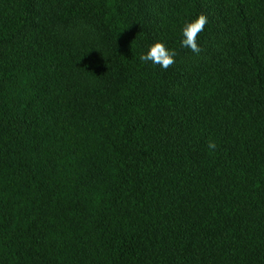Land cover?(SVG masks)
Listing matches in <instances>:
<instances>
[{
	"label": "trees",
	"instance_id": "trees-1",
	"mask_svg": "<svg viewBox=\"0 0 264 264\" xmlns=\"http://www.w3.org/2000/svg\"><path fill=\"white\" fill-rule=\"evenodd\" d=\"M0 264H264V0H0Z\"/></svg>",
	"mask_w": 264,
	"mask_h": 264
},
{
	"label": "clouds",
	"instance_id": "clouds-1",
	"mask_svg": "<svg viewBox=\"0 0 264 264\" xmlns=\"http://www.w3.org/2000/svg\"><path fill=\"white\" fill-rule=\"evenodd\" d=\"M207 23V17L200 14L194 20L185 22L182 28L183 39L180 44L182 47L189 48L193 53H199L200 47L197 44V34L203 31L204 25ZM176 52L174 49L168 48L163 42L157 41L148 46L145 52L139 55V60L143 63L151 62L159 65L162 69H167L174 63ZM208 148L214 150L216 144L209 140Z\"/></svg>",
	"mask_w": 264,
	"mask_h": 264
}]
</instances>
